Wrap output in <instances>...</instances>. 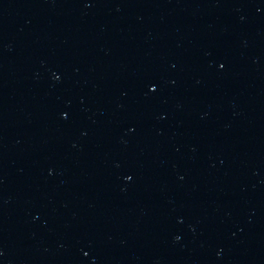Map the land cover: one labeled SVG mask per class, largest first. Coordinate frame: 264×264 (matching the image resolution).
I'll return each instance as SVG.
<instances>
[{
  "label": "water",
  "instance_id": "water-1",
  "mask_svg": "<svg viewBox=\"0 0 264 264\" xmlns=\"http://www.w3.org/2000/svg\"><path fill=\"white\" fill-rule=\"evenodd\" d=\"M0 264H264V0H0Z\"/></svg>",
  "mask_w": 264,
  "mask_h": 264
}]
</instances>
